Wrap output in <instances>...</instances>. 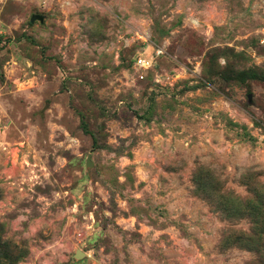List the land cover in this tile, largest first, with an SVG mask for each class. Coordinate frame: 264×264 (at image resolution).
Segmentation results:
<instances>
[{"label":"rangeland","instance_id":"rangeland-1","mask_svg":"<svg viewBox=\"0 0 264 264\" xmlns=\"http://www.w3.org/2000/svg\"><path fill=\"white\" fill-rule=\"evenodd\" d=\"M262 78L264 0H0V264H264Z\"/></svg>","mask_w":264,"mask_h":264},{"label":"built area","instance_id":"built-area-1","mask_svg":"<svg viewBox=\"0 0 264 264\" xmlns=\"http://www.w3.org/2000/svg\"><path fill=\"white\" fill-rule=\"evenodd\" d=\"M153 53L154 54L150 56H146L143 53H138L137 56L135 57L134 65L138 73V78L140 80H145L149 72L151 71L154 72L155 71L154 69L158 68L159 64L157 60L160 59L162 56H164L166 52H164L162 48L154 47ZM171 78L168 77L167 78L168 81L171 80ZM163 80H165V78H163V76L160 75L156 76L154 79L156 83H161Z\"/></svg>","mask_w":264,"mask_h":264},{"label":"water","instance_id":"water-1","mask_svg":"<svg viewBox=\"0 0 264 264\" xmlns=\"http://www.w3.org/2000/svg\"><path fill=\"white\" fill-rule=\"evenodd\" d=\"M38 18H39L38 16H33L31 22L34 23L35 20L38 19ZM90 159H91V156H89L88 161H87V167H88V168H90V167L92 166V162H91ZM83 256H85V254L82 253V252H77V253H76V258H81V257H83Z\"/></svg>","mask_w":264,"mask_h":264},{"label":"trees","instance_id":"trees-1","mask_svg":"<svg viewBox=\"0 0 264 264\" xmlns=\"http://www.w3.org/2000/svg\"><path fill=\"white\" fill-rule=\"evenodd\" d=\"M158 68H159V66H158ZM158 68H155L154 70H158ZM251 77H253V78H256L257 77V75H252ZM237 81H244L246 78H244V77H239V78H235ZM262 79H264V78H262Z\"/></svg>","mask_w":264,"mask_h":264}]
</instances>
